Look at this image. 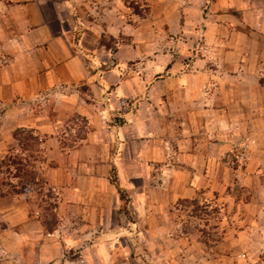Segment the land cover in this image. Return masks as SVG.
<instances>
[{"label":"crops","instance_id":"1","mask_svg":"<svg viewBox=\"0 0 264 264\" xmlns=\"http://www.w3.org/2000/svg\"><path fill=\"white\" fill-rule=\"evenodd\" d=\"M100 4L105 6L100 8H104L107 15L115 14L113 10L117 12L121 8L119 0H0V49L6 58L0 66V103L3 105L0 110V153L16 128L43 133L52 123L43 112L35 109L43 103H53L52 108L58 111L60 119L77 113L89 125L83 143L67 154H61L70 163L74 160L79 161V165L87 162V167L83 171L74 168L63 171L67 175L70 173V179L68 176L63 188L60 187V207L67 203L71 210L90 209L93 198L99 197L98 191L85 185L104 184L102 176L106 169L102 167L110 164L117 166L119 179L126 176L137 179L132 188L122 185L129 191L137 212H140V205L143 209L148 205L162 209L176 200L193 199L198 194L211 193L218 199L226 192L230 175L220 158L227 145L225 141H228L226 133L233 129V123L255 133L264 113V102L256 98V78L250 69L252 61L241 54L236 58L233 56L236 47L244 50L246 43L239 41L234 45L231 38L221 43L217 32L221 25L212 26L205 33L201 30L204 24H200L203 19L198 20L193 13L188 17L186 11L182 23L188 25L184 28L177 24L178 30L190 35L194 30V36L210 37L207 46L225 56L221 59L223 71L217 74V69L208 66L202 43L195 46V55L184 42L180 45L178 42L164 55L166 58H157L154 65L159 66L160 61H165L164 73L154 78L149 89L142 90L137 85L132 88L133 76H128L130 68L126 67L119 50L106 56L100 46L95 48L96 53L104 55L99 56L91 53L92 46L85 47L82 43L83 33L79 39L76 37L79 33L77 23L87 22L79 13L89 15ZM85 10L89 12L86 14ZM111 21L105 20V28L116 31L123 28L121 24L120 27L112 25ZM174 25L169 29L175 33ZM88 27L83 24L84 29ZM140 44L137 43L136 50ZM110 57L111 60H107ZM136 58L135 65L144 63L138 56ZM235 63L237 69L231 72ZM102 64L105 65L103 69L98 67ZM140 69H145L144 64L137 67ZM226 81L230 83L227 88ZM77 85L84 88L75 89ZM133 103L137 105L132 106ZM148 111L152 112V122L150 117L142 115ZM53 122L57 124L59 120ZM150 129H153L152 133L148 134ZM104 148L108 163L98 164L104 161ZM168 158L171 161L168 162ZM257 159L263 165V151L257 154ZM49 176L52 177V173ZM148 177L156 178L150 189L146 188ZM114 193L112 188H107L105 197L99 193L104 200L100 203L110 209V204H116ZM14 212L12 218L16 221L17 212ZM103 218L104 221L108 219ZM9 220L8 225H11ZM87 221L80 231L67 228L61 237H57V233L44 234L33 220L13 224L11 229L5 230L16 249L17 261H23L20 255L23 245L20 244L26 243L25 259L30 264H78L75 258H65L63 249L68 245L76 247L82 239L103 237L91 234L98 219L89 217ZM14 226L23 227L18 232L12 229ZM8 252L12 251H3L4 254ZM80 257H86V251L80 252ZM98 260H101L99 257L97 262L100 264L102 261Z\"/></svg>","mask_w":264,"mask_h":264},{"label":"rangeland","instance_id":"2","mask_svg":"<svg viewBox=\"0 0 264 264\" xmlns=\"http://www.w3.org/2000/svg\"><path fill=\"white\" fill-rule=\"evenodd\" d=\"M119 3L120 11L116 12L114 9L115 14L107 15L106 10L100 8L105 7L103 4L93 8L89 15L79 13L87 22L77 23L79 33L76 37L79 39L83 33L82 43L85 47L92 46L90 51L94 54L95 48L100 46L106 56H111L119 50L121 57L126 61V67L130 68L128 76H133L134 82L130 81L132 88L137 85L139 89H149L154 78L164 73L165 61H160L159 66L154 65L157 58H166L164 55L178 42L179 45L184 42L186 48L192 50L195 55V46L202 43V52L208 58V66L217 69V74L223 71L221 65L225 56L216 54L217 51L207 46L210 45V37L205 39L204 35L200 37V34L199 37L194 36V30L191 35L178 30L177 24L187 27L188 24L182 22L185 19L183 15L188 11V17L193 13L198 20L203 19L200 24H204L203 27L201 25V30L205 33L209 28L212 29V26L221 25L217 31L221 43L227 42L229 38L234 41V45L243 41L246 43L244 50L236 47L237 51L233 56L236 58L241 54L252 61L250 69L251 75L256 78V98L264 102V87L258 83L264 67V0H119ZM87 12L89 11L87 10L86 14ZM109 19L112 20V25L120 27L121 24L123 28L119 31L105 28V20ZM83 24L89 26L88 29H84ZM173 25L177 30L175 33L169 29ZM138 42L141 44L136 50ZM193 46L194 48L190 49ZM137 56L144 62L138 66L134 64ZM5 59L0 49V66L5 63ZM107 60H111V57ZM143 64L145 69L137 70V67L140 68ZM98 67L103 69L105 65ZM236 69L235 63L230 70L235 72ZM228 86L230 83L226 81L225 87ZM81 88L84 87L75 86V89ZM141 99L144 98L139 100ZM128 100L132 101L133 98L128 97ZM52 104L43 103V106L35 109L43 112L53 124H49L43 133L33 131L37 136L36 144L26 134H19L24 137L23 141L27 145L23 146L17 140L16 133V136L11 134V140H7L9 143L1 147L0 264H30L25 259L26 243L20 244L23 245L20 248L23 261H17L15 257L16 249L12 247L11 239L7 238L8 231L5 230L11 229L13 224L33 220L36 226H41L44 234L57 233L56 236L61 237L66 234L67 228L72 227L79 231L83 229L84 225L88 224L89 217L98 219V224H93L95 231L91 234L103 237L82 239L77 242L76 247L70 248L68 245L63 249L65 258H75L78 264H98V257L101 259L98 261H102L100 264H264V163L262 165L257 161V154L264 152V113L260 119L261 126L255 133L248 131L246 127L241 129L236 123L232 125L233 133V129L226 133L228 141H225L227 145L220 158L230 175L226 192L218 199L215 194H198L193 199L176 200L162 209L149 208V205L143 209L140 205V212H137L129 191L122 187L129 185L132 188L137 184V179L128 176L119 179L116 176L117 166L110 164L108 167H102L103 170L106 169L105 175L102 176L104 184L85 185L96 188L99 196L95 198L97 201L93 198L90 209L83 207L71 210L67 203L60 207V187L63 188L70 174H64L63 171L67 168L83 171L87 162L79 165L80 162L74 160L70 163L61 154H67L83 143L89 125L85 118L77 113L60 119ZM135 105L137 103L132 106ZM2 108L0 103V110ZM142 115L150 117L152 122V112H143ZM54 120L59 122L56 124ZM152 130L150 129L148 134H151ZM238 153L245 156L244 161L241 159L242 164H238L235 159ZM103 155L104 161L98 164L107 162L105 148ZM168 159V162L171 161ZM58 166L60 168L56 169ZM56 170H60L59 176V171ZM151 171L150 168L149 172ZM50 173L52 177L49 176ZM155 180L153 177L146 178V188H152ZM107 188L115 190L117 199L114 206L109 205L110 209L100 203L104 200L99 193H103L105 197ZM87 203L85 206L89 204ZM14 210L17 212L16 221L12 218ZM103 217L108 219L105 218L104 221ZM101 218L102 222H99ZM8 219L12 222L11 225H8ZM22 227L14 226L12 229L18 231ZM1 247L4 249L1 250ZM6 249L12 252L4 254ZM82 251H86V257H80Z\"/></svg>","mask_w":264,"mask_h":264},{"label":"trees","instance_id":"3","mask_svg":"<svg viewBox=\"0 0 264 264\" xmlns=\"http://www.w3.org/2000/svg\"><path fill=\"white\" fill-rule=\"evenodd\" d=\"M258 83H259L260 86L264 87V67L262 69L261 76L258 78ZM24 129H26V128H24ZM24 129L23 128H16V129H14V131L12 132V134L14 136H16V133H17V140L20 141V143H22L23 146H27V145H26V142L23 141L24 137H20L19 134H23V135L26 134L28 136V138L30 140H32L34 143L37 142L36 141L37 136L35 134H33V130L32 129H26V130H24Z\"/></svg>","mask_w":264,"mask_h":264},{"label":"built area","instance_id":"4","mask_svg":"<svg viewBox=\"0 0 264 264\" xmlns=\"http://www.w3.org/2000/svg\"><path fill=\"white\" fill-rule=\"evenodd\" d=\"M242 151H244V150L242 149ZM238 154H239L238 156H235V159H236L238 164H240V163L242 164L241 159H243V161H244L245 160V156H244L243 153H238ZM238 167H240V166H238Z\"/></svg>","mask_w":264,"mask_h":264}]
</instances>
